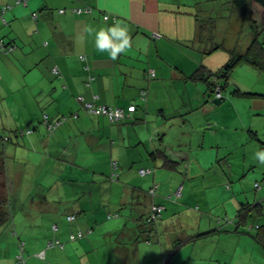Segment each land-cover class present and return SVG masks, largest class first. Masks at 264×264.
Segmentation results:
<instances>
[{"label": "crops", "instance_id": "1", "mask_svg": "<svg viewBox=\"0 0 264 264\" xmlns=\"http://www.w3.org/2000/svg\"><path fill=\"white\" fill-rule=\"evenodd\" d=\"M15 1L0 0V8L4 5H13V8L6 14V23H0V37L4 38L6 42H14L18 46L12 54H0V130L6 129L12 132L30 129L32 132L22 140L26 141L27 139L28 142L35 143L40 141L43 133L47 134L42 125L44 114H48L54 120L68 116L64 124L50 137L53 141L70 142L71 137H77L78 142L84 141L85 146L81 153L85 158L83 161L89 162L92 159L93 148H104V138L112 142L109 147L111 154L115 153L116 157L119 147L118 168L123 171L121 170L118 182L123 177L122 184L99 183L96 189L99 190L101 196L100 205L95 206L94 200L85 199L83 201L85 207L74 213L84 214L83 218L87 217V223L93 224L95 229H98L101 224L96 222L101 219L102 211L113 206L123 218H135L136 222L143 220L140 222L141 225L137 223L133 229L137 239L133 241L138 242V240L145 239L146 242L149 239L146 244H152V239H157L158 225L162 232L168 233L173 230L171 222L173 218L167 214L164 215L165 211L167 212L173 207L168 205L163 198V191L165 192L166 189L159 190L167 187L169 181L172 187L175 185L179 175L172 171H176L179 165L184 169L186 176L191 175L193 178L202 175L201 181L190 182L199 189L194 193L200 204H205L207 201L203 195L204 193L206 195V190L212 185H207L205 179L207 174H211L213 171L216 176L218 175L216 185L221 188L226 184V191L229 192V197L224 204L225 211H227L226 207L230 202L231 204L236 202L235 207L232 206V212L235 215L242 202L257 198V195L252 196L250 191L254 189L256 182L264 183V170L258 171L255 168L257 164L259 168L264 165L257 155L264 153V98L243 94L231 95L228 92L225 96V103L223 102L224 104L222 103L223 105L220 106L221 113L219 114L217 113L219 106L212 104L210 100L206 102L203 89L202 96L195 104V109H203V115L209 112L213 113L214 121L231 129L229 140H224L222 152L217 151L216 154H213L212 147H209L210 151L204 152L202 144L197 146L199 159H195L191 153L192 142H188L189 149L182 152L169 147L173 150L172 153H169L160 147L162 143L168 149V141L172 134L180 135L185 139L189 138L191 136L190 124L187 123V120L183 121V127L179 125L180 121L176 115L168 118L163 116V120L153 119L154 123L148 121L150 115L154 118L155 112L165 115V111L171 106L173 95L171 86L184 83L180 78H183L185 74H191L202 63L214 69V63L209 60L211 57L208 58L200 50L195 49L197 45L193 39L198 24L203 23L204 26L207 17L220 13L222 8L226 11L229 10V6L226 7L228 4L224 3L226 0H29L26 7L15 5ZM85 5L94 7L93 15H77L71 11L72 8ZM63 8L67 9L64 15L58 12ZM105 12L116 15L118 22L116 24L104 22L102 17ZM34 13H37L36 18L32 17ZM251 13L253 14L252 20L256 22L258 30L261 32L264 29L263 9L256 3H252ZM117 25L127 29L129 49L126 47L118 54L117 59L112 60L110 49L103 51L98 49L97 34L101 30L107 32L108 29ZM245 28L249 32V38L237 43L240 39L242 24L238 21L231 22L229 30L233 38L230 53L233 49L240 54L246 51L250 44V37H253V29L248 24ZM108 35L113 43H120L116 38H112L110 33ZM81 55L87 56L91 66V73L94 76L91 87L84 85L86 73L80 60ZM127 55L132 60L128 59ZM141 57L148 58V61L144 62L140 59ZM162 59L167 61V65H163ZM44 61L51 65H57L62 71V77L58 78L52 75L44 65ZM150 65L159 71L158 75L162 79L161 83L155 84V86L149 85L150 82L146 78L145 71ZM240 65L231 74L233 75L237 69L235 76L237 85L231 82L233 89L241 93L264 95V73L258 70L253 71L247 65L245 68L239 67ZM242 75L247 81L242 78ZM148 86L150 87L149 100L142 102L139 91L142 88H148ZM247 86L251 88H247ZM94 93L100 96V102L108 105L123 109H127L132 104L139 106L138 114L140 117L145 115V124L147 125L144 128V134L151 136L160 133L162 135L161 143L158 142L159 144L154 146L151 139L150 148L145 145L141 149L129 150L126 143L133 141L129 130L131 126H115L109 123L107 118L87 114L76 99L77 95L81 94L90 101ZM180 103L184 104V102ZM74 113L78 114L77 119L72 117ZM211 121V119H207L202 123ZM40 125L43 130L39 129ZM252 134L255 135V138L252 137ZM19 148L14 145L9 148L5 146L3 149H5L6 160L13 159L20 154ZM159 149L164 150L166 154L157 153L156 151ZM79 152L76 150V157L79 156ZM220 154H222L225 167H216L213 170L215 163L218 164L216 159ZM164 156L174 163L176 166L174 169L164 165ZM110 157L112 160V155ZM28 158L35 159V156L28 155ZM107 161L108 158H103L100 161L101 169L107 166ZM90 163L93 166L92 160ZM135 166L138 169L139 167L154 169V173L141 177ZM262 167L264 168V166ZM157 181L161 183V187ZM92 184H95L94 180ZM153 184L158 185V189L155 195L151 196L149 189ZM252 184L253 188L248 190ZM1 185L0 183V190H2ZM201 189L204 191L203 194ZM180 199L184 201L180 202L179 206L173 210L187 212L188 204L191 202L190 198L185 199V195H182ZM42 200L46 201V198L44 197ZM44 201H41V204H44ZM153 204H161L165 206V210L162 211L158 225H155V222L144 225ZM105 215L106 213L103 212L104 218ZM226 218L229 219V217ZM230 220L232 221V219ZM202 221L204 225L194 233L186 232L184 228L181 229L180 232L183 233L184 240L182 244H177L178 246H173L169 240V246L165 247L163 241L160 240L157 247L152 249L141 248L138 244L131 247L141 248V251L146 254L155 253L154 259L145 260V264L152 261L153 264H161L164 260H167V264H235L237 251L233 252L234 260L228 256V249L221 241L223 233L214 232V234H206V237L200 236L201 233H208L215 228L222 229L218 220L213 221L203 216ZM208 221L213 222V225L208 226ZM68 224L70 226H63V230H58L55 236L62 238L63 232L66 230L69 234L77 233V228L79 230L80 226L78 220L65 225ZM139 226H142L140 231L136 229ZM227 233V244H231L230 232ZM206 241H209L213 246V256L209 259L199 256L192 261V253L197 247H200V250L203 249L206 246L204 243ZM85 242L84 238L78 243L83 245ZM220 252H223L225 256L221 257ZM117 253L126 263L131 260V254H137V252L133 253L126 245L117 247ZM250 254L255 255L251 252ZM261 254L255 258L257 262L264 264L263 251ZM30 264L37 263L31 262ZM134 264H138L137 255Z\"/></svg>", "mask_w": 264, "mask_h": 264}, {"label": "rangeland", "instance_id": "2", "mask_svg": "<svg viewBox=\"0 0 264 264\" xmlns=\"http://www.w3.org/2000/svg\"><path fill=\"white\" fill-rule=\"evenodd\" d=\"M219 14L224 18L219 17ZM219 14H216L219 18L216 22L222 24L223 28H220L217 32L210 30L205 31L206 36L204 38L207 41L201 42L202 46L207 48L222 44L226 49L219 48L209 59L215 66L212 71H218L222 66L226 65V62L231 56L229 51L232 50L233 36L229 30L231 23L225 18L228 14L226 12ZM260 37L261 40L264 41V32L262 35L260 34ZM244 39L245 31H242L240 42H243ZM208 40H212V42H208ZM239 67L245 68L246 65L242 64ZM236 71L230 79L235 85H237L235 83ZM242 78L247 81L244 75H242ZM252 83L251 80V85ZM171 87L173 89V95L170 108L165 111V115L155 112L154 117L163 120V116L164 118H168L176 115L178 116L180 121L179 125L181 127H183V121L187 120V123L190 124L189 131L191 136L185 139L180 135L175 136L172 134L168 141V149H166L165 145L162 143L160 147L167 150L169 153L173 152L169 147L182 152L188 150V142H192L191 153L195 159H199L197 146L200 144H202V151L204 152L210 151L209 147H212L211 151L213 154H216L217 151L222 152L224 150V140L229 138L231 128H225L220 122L214 121L213 113L209 112L203 115V109H195V104L199 101L200 96H202L204 87L201 86V84L192 82H188V84L181 83ZM247 88L251 87L247 86ZM182 101H184V104L180 103ZM220 106L217 111L219 114L221 113ZM207 119H211L212 121L210 123H202V121ZM151 122L150 120V123ZM38 127L40 130H43L42 125ZM134 128L135 129H129L130 137L133 140L130 143H128V141L126 143L129 150L141 149L145 145L150 148L151 139L154 142V146L159 144L153 135L149 136V134L142 133L144 128H146L144 125H137ZM11 133V131L6 129L0 130V136L4 138L9 137ZM41 137L44 141L40 151L37 150L34 144H31L26 139V145L20 147L18 150L21 155L25 154L24 157L21 159L13 158L7 161V170L9 173L7 174L8 181H6V184L8 183L9 188L5 190V197L10 199V206L0 205V264H16L15 256L19 252V241H24L26 243L25 258L27 264L31 262L37 264H134L136 255L138 256V264L140 262L141 264H145V260L154 259L155 253L152 255L146 254L141 251V248H155L160 240L163 241L165 247L169 246V240H171L173 246L182 244L184 239L182 238L183 233L180 232L181 229L184 228L186 232H196L199 227L204 225L202 221L203 216L213 221L218 220L220 223L219 226L224 230L233 228V224H230V219L233 220L235 217L232 212V206L234 205L233 207H235L236 202L232 204L230 202L226 207L227 211H225L224 204L229 197V192L228 190L226 191V184L222 185L220 188L216 185L218 175L216 176L214 171L211 174H207L205 183L207 185H212V187L206 190V195L205 193L203 195L204 198L207 199L205 204H200L194 193V191L199 189L190 182L194 180L201 181L202 175L199 174L200 176L193 178L191 175L186 176L184 169L179 165L176 171H172L179 175L175 185L172 187L169 181L167 187L163 189L160 188L159 191L166 189L165 192L163 191V198H165L172 195L179 186L183 185V195H185V199L189 197L191 200L188 204L189 210L187 212L173 210L175 207L179 206L180 202L184 201L180 198L177 202L166 201L168 205H172L173 207V209L164 212L165 216L167 214L173 218L171 219L173 230L168 233L162 232L160 230L161 227L158 225L159 221L155 222L154 224L158 225L159 230L156 232L157 239H152V244H146L143 240H138V242L133 241L134 239L137 240L133 231L137 225L135 218L128 219L121 217L119 211L113 206H111L110 209L102 211V217L98 219V223L101 224V227L98 229H95L94 226L91 227L93 228L92 234L85 237L86 242L83 245L79 244L77 241H70L68 230L63 232L64 236L59 239L58 236H55L56 233L53 231L52 225L53 223H57L61 231L63 230L62 226L68 227L70 224L73 225V223L65 225V222H67L66 214L72 210V206L76 202L85 199H95V206L100 205L101 196L99 190L96 189L93 191L90 187L93 180L96 186L101 182L122 184L123 177H121L119 182L112 181L109 177L111 175L110 155H112V161H119L117 159L119 156V147L116 157L115 153L111 154V148L109 147L112 142L104 138V148H93L91 159L93 161V166H91V160H89V162L83 161L85 158H83L81 154L85 146L84 141L78 142L77 137H74V141L70 142L53 141L52 138L45 133H43ZM10 138L11 141H8L6 145H4V148L5 146L6 148L11 147L10 143L15 142L14 135H11ZM48 141H50L49 146H47ZM39 145L41 144L39 143ZM0 149L3 150L1 142ZM76 150L80 151L78 157L75 156ZM28 152H32L31 156H35V159L28 158ZM48 153H51L52 156H49ZM103 158H108V164L104 169H101L102 164L100 161ZM216 160H218V164L216 165L215 163L213 170L216 167H225L222 154H220L219 158ZM262 166L259 168L257 164L255 168L258 171H263L264 168ZM135 168L137 167L135 166ZM121 170L123 171V169ZM121 170L119 169L120 174ZM231 180L233 181L234 179ZM157 184L161 187L159 181H157ZM250 188H253V184L249 186L248 190H251ZM263 188L264 183H262V189ZM203 192L202 190V194ZM250 192L252 196L256 193L259 194L255 189ZM165 193L166 195H164ZM44 197L46 201L42 200ZM254 199L255 198L252 200ZM41 201H44V204H41ZM103 212L106 213L105 218L103 217ZM108 213L114 216L117 214L118 216L109 220L106 218ZM226 217H229V219ZM207 225L212 226L213 222L208 221ZM241 228L239 232L229 231V240L231 244H227V232H224L221 236L223 245L228 249V256H231L234 260L233 252L236 250L237 260L234 261L235 264H261L257 262L255 258V256L257 257L262 253L260 245L256 243L251 235L241 232H251L255 234V229H251L250 225ZM83 230L86 231L87 229ZM189 239L190 237L188 240ZM57 240L65 244L64 249L58 246L48 247L49 242H56ZM204 243L206 246L203 249L200 250V247H197L192 253V261L196 260L199 256L206 259L213 256V246L209 241ZM137 244L141 248L131 247ZM125 245L128 246L133 253L137 252V254H131V260L127 263L118 256L117 253V247ZM43 251L46 252L45 258H38L37 255ZM250 252L255 255L252 256ZM219 255H221V257L225 256L223 252H220ZM147 264H153V261Z\"/></svg>", "mask_w": 264, "mask_h": 264}, {"label": "trees", "instance_id": "3", "mask_svg": "<svg viewBox=\"0 0 264 264\" xmlns=\"http://www.w3.org/2000/svg\"><path fill=\"white\" fill-rule=\"evenodd\" d=\"M28 1L29 0H16L15 5H22V6H27L28 5ZM224 3H226V7L228 8L229 6V10H222L220 11V13L226 12L228 15L225 17L229 20V23L233 22V21H238L240 22V24H242V29L240 31V37H241V33L242 31H245V39L249 38V32L247 30L246 25L248 24V26H250L253 30V37H250V44L247 46V49L244 53H238L235 49H233V51H229V53L231 54V58L226 62L225 66H222L218 71H212L213 69L209 68L205 63H202L196 70H194L191 74L187 75L185 74L183 76V78H180L184 81V83L186 82L188 84V82H192L195 84H201V86H203L204 88V96H205V100L206 102H209V100L214 98V95L216 94L217 91L220 92V96L225 98V96L227 95V93L229 92V94L231 95H240L243 94L245 96H254V97H261L264 98V95L262 94H252V93H241L240 91H235L232 87V83H231V77H232V72L234 71V69L240 65V64H245L247 66H250V68L253 71H261L264 73V41L261 40L260 34L261 32H264V29L259 32L258 27L256 22H254L252 20V13H251V5L252 3H256L257 5H259L263 11H264V0H226ZM13 8V5H4L0 8V23L5 24L6 23V14L8 13V11H10ZM89 8V9H88ZM67 9H59L58 12L60 14H66ZM71 11H73L75 14L77 15H93L94 14V7L90 6V5H85L83 7H75L72 8ZM219 14V13H218ZM217 14V15H218ZM32 17L36 18L37 17V13L32 14ZM219 17L224 18L223 16ZM103 21L107 22L109 24H116L118 22V17L116 15L110 14L108 12L103 13ZM217 20H219V18L215 15H210L207 17L204 26L203 23L198 24V27L196 29V34H195V38L193 39V41H196L195 45H197V47L195 49H198L201 51V53L204 56H207L208 58H210L212 56L213 53H215L219 48H222L224 50L225 47L222 44H218L216 46H211L210 48H207L205 46H202L203 41H207L204 37L205 35V31H219L220 28L222 29L223 25L222 24H218V22H216ZM215 22V23H213ZM160 35V34H158ZM262 35V34H261ZM216 36V35H215ZM214 36V37H215ZM160 37V36H159ZM157 37V38H159ZM198 42V43H197ZM208 42H212V40H208ZM237 43H241L240 39L238 40ZM47 44V42H46ZM6 48V49H5ZM8 48V49H7ZM18 46L14 43V42H6L4 40V38L0 37V54L3 55H8V54H12L17 50ZM127 49H129V46L127 47ZM128 53V52H127ZM128 58V55L126 56ZM80 58H82L83 60L81 61L83 63V67L84 66H88L91 67L88 61L87 56L85 55H81ZM131 59L132 58H128ZM141 60L148 61V58H144L141 57ZM163 61V62H162ZM162 63H164L163 65H167V61L162 59L161 60ZM44 65L48 68V70L52 73V75L56 76V77H60V75H62V71L59 69V67L57 65H51L48 64L47 62H43ZM57 67L56 72L53 71L54 67ZM146 78L147 80L150 82L149 85L155 86V84L161 83V78L158 74L159 71L150 65V67L147 69L146 68ZM179 79V78H178ZM93 81H90V83L92 84ZM90 84V87H91ZM150 87L148 86V88H142L139 91V96H140V100L142 102H147L148 99V95L150 94L149 89ZM233 89V90H232ZM187 90V89H186ZM226 92V93H224ZM231 92V93H230ZM96 93H94L95 95ZM98 95V94H96ZM99 96V95H98ZM163 96V95H161ZM93 98V97H92ZM169 99V98H168ZM100 96H99V101L100 102ZM89 102H94V100H90ZM95 102V105H107L108 107H116L113 105H108L106 103L100 102L97 103ZM184 102V101H182ZM102 103V104H101ZM132 106H134L133 111H129L128 107L127 109H123L124 110V116L122 118H120V120L118 119L117 121H112L108 116H103V115H98V114H92L90 112L85 111L83 104H81L82 109L84 110V112H86L87 114L90 115H94L96 117H102V118H107V120L109 121V123H111L112 125L115 126H122V125H129L131 126V129H135L134 127H136L137 125H144V127H147V125L145 124V115L140 117L138 114L139 110V106L132 104ZM120 108V107H119ZM161 112V110H160ZM77 114V113H76ZM48 115V114H47ZM147 115V114H146ZM49 116V115H48ZM78 116V114H77ZM63 117H68V116H63ZM78 118V117H77ZM76 118V119H77ZM156 120L157 118H153L152 115H150L149 118V122L150 120L154 123V120ZM58 120H62V117L54 120L51 119L49 117L48 122L50 123L49 125L46 124L44 122V120H42V125L45 128V131L47 132V135L53 136L58 129L64 124V122L59 123L58 125H56L55 127H51V125H54L58 122ZM127 123V124H126ZM129 123V124H128ZM156 125H158V123H155ZM32 130L28 129H20L17 131H12L11 135L15 136V142H11V145H14L16 147H23L26 145V141L22 140L25 136H27L29 133H31ZM142 133H144L142 131ZM10 135V136H11ZM9 137H1L0 136V142L3 145H6V143L9 141H11V138ZM153 137L156 140H159L158 142L161 143L162 141V135L155 134L153 135ZM252 137L255 138V135L252 134ZM44 139H42V137L40 138V141H36L35 143H31L34 144L35 147L37 148V150L40 151V148L42 146ZM71 141H74V137H71ZM25 142V143H24ZM39 143L41 145H39ZM114 143V142H113ZM50 143H47V146H49ZM157 153H161V154H166V152H164V150L159 149L158 151H156ZM32 152H28V155H31ZM49 156H52L51 153H48ZM25 155V154H24ZM24 155L22 154H18L15 158L21 159L24 157ZM168 157V155H167ZM14 158V159H15ZM164 165L167 168H171L174 169V163H171L172 161H169V159L166 158V156H164ZM169 158V157H168ZM218 161V160H217ZM115 163V164H113ZM178 164V163H177ZM185 166V164H184ZM111 175L109 176L111 178L112 181H118L119 177H120V172H119V168H118V161H112L111 160ZM138 175L141 177H146L149 176L151 174L154 173V169L151 168H147V167H139L136 168ZM144 169L146 171H148L147 174L141 175L139 170ZM8 171H7V160H6V156H5V149L1 150L0 149V183L2 184V190H0V205L2 206H10V199H7V197H5V190L6 188H9L6 184V181H8ZM186 175V174H185ZM90 187L92 188L93 191L96 190L97 186L96 184H91ZM158 189V185L156 186V184H153V186L149 189V194L151 196H154L156 191ZM254 189L257 195L258 200H248L246 202H242L235 214L234 219L231 221L233 222V228L228 229V230H224V229H219L216 228V230H212L208 233H201L200 236L202 237H206L209 233L210 234H214V232L218 233H224V232H229V231H234V232H239L240 228L242 227H247L250 225L251 229H255V234H252L251 232H243L244 234H248L251 235L254 240L256 241V243H258L264 253V189H262V184H260V182H256ZM259 195V196H258ZM174 198V197H173ZM172 198V199H173ZM166 199V198H164ZM260 199V200H259ZM95 201V199H93ZM84 201V200H83ZM83 201L80 202H76L73 206H72V210H70L69 212H67L66 214V221L68 222H72L75 221L76 219L78 220L80 226H79V230H77V233H70L69 234V240L70 241H77L79 242V240L84 239L85 237H88L89 235L92 234V229L91 227H93L92 225H89L87 223V217L83 218L82 213L79 212L78 213H74L76 211H79L80 209L84 208L85 204L83 203ZM86 209V208H85ZM73 216V220H69V217ZM118 215L116 214L114 215H110L108 214L107 219H113L115 217H117ZM82 220V221H81ZM159 219H157L158 221ZM156 221V222H157ZM68 222H65L68 223ZM98 223V220L96 222ZM63 227V226H62ZM65 227V226H64ZM241 228V229H242ZM53 231L56 233L58 230L60 231V227L57 223L53 224L52 226ZM83 229H87L86 231H84ZM207 234V235H206ZM59 239H61L59 237ZM143 241L145 242V239H143ZM54 246H58L61 249L65 248V244L62 243L61 241L57 240L56 242L52 241L48 243V247H54ZM25 247L26 244L24 241H19L18 242V250L19 252L16 254L15 256V260H16V264H27L26 258H25ZM43 255V259L46 256V252L43 251L41 253H39L37 255L38 258H41ZM167 264V260H164L163 262H161V264Z\"/></svg>", "mask_w": 264, "mask_h": 264}, {"label": "clouds", "instance_id": "4", "mask_svg": "<svg viewBox=\"0 0 264 264\" xmlns=\"http://www.w3.org/2000/svg\"><path fill=\"white\" fill-rule=\"evenodd\" d=\"M108 33L111 34V37H112V38H116L117 40H119L120 43H118V44L113 43L112 40L110 39ZM97 36H98V39H97V47H98V49L101 50V51L106 50V49H110V55H111V59H112V60L117 59L118 54H119L120 52H122L126 47L129 46V37L127 36V29H126V28H121V27H119V25H117V26H115V27H113V28H111V29H108L107 32H105L104 30H101V31L97 34ZM80 60L82 61L83 59L80 58ZM83 69H84V71H85V73H86V82H85V85H86V87H90V84H91V83H90V82L88 83V81H89V76L93 78L91 81L94 80V76H93L92 73H91V67H88V70H86V69H85V66H84ZM60 77H62V76H60ZM88 84H89V85H88ZM79 95H81V94H79ZM79 95H77V97H78ZM81 96H83V95H81ZM93 96H94V94L92 95V97H93ZM77 97H76V99H77ZM215 97H221L219 91L216 92V94L214 95V98H215ZM83 98H84V101H85V102H89V100H86V98H85L84 96H83ZM92 100H94V98H92ZM77 101H78V100H77ZM97 101H99V99L96 100V101L94 100L93 103H95V102H97ZM224 101H225V100H224ZM78 102H79V101H78ZM79 103H80V104H83V103H81V102H79ZM211 103H212V100H211ZM101 104H102V103H101ZM131 106H132V105H131ZM75 114H76V113H74V114L72 115V117H73L74 119H76V118L78 117V116H77V117L75 118V117H74ZM44 116H47L48 119H49V116H48L47 114H44L42 120H44ZM63 118H64V119H63ZM62 119H63V122H65V121L68 119V117H62ZM257 155H258V159L260 160V162H261V163H264V153H258ZM156 186H157V185H156ZM182 186H183V185H182ZM179 187H180V186H179ZM179 187H178V188H179ZM183 189H184V187H183ZM183 189H182V195H183ZM175 192H176V190H175ZM175 192H174V193H175ZM174 193H173L172 195L168 196V197H170L169 199H168L167 197H165V198H166L165 200H166V201L176 202L179 198L182 197V195H181V196L178 197V198H173V197H174ZM172 198H173V199H172ZM154 206H162L163 209L159 212V215H158L156 218L153 219L152 216H153V207H154ZM163 210H165V206H163V205H161V204H153V205L151 206V209H150V212H149L147 218L145 219V224H144V225H146L147 223L149 224V223L156 222L157 219H160ZM142 221H143V220H139L137 223H138L139 225H141L140 222H142ZM142 226H143V225H142ZM142 226H139V227H137L136 229L140 231V229H141ZM146 242H149V239H147ZM146 242H145V243H146ZM147 244H148V243H147ZM164 264H165V263H164Z\"/></svg>", "mask_w": 264, "mask_h": 264}, {"label": "built area", "instance_id": "5", "mask_svg": "<svg viewBox=\"0 0 264 264\" xmlns=\"http://www.w3.org/2000/svg\"><path fill=\"white\" fill-rule=\"evenodd\" d=\"M89 9V8H88ZM6 49V48H5ZM8 49V48H7ZM85 69L88 70V66H85ZM59 70V69H58ZM57 70V67L55 66L53 68V71L56 72L58 71ZM62 76V75H60ZM93 78L89 76V81L88 83L92 80ZM89 85V84H88ZM94 100H98L99 99V96L98 95H94L93 96ZM77 100L81 103H83V107L85 109V111L87 112H90V113H94V114H98V115H103V116H108L112 121H117L118 119L120 120V118H122L124 116V110L122 108H119V107H108L107 105H98L96 106L95 103L93 102H85L84 101V98L83 96L79 95L77 97ZM134 109V106H130L128 108L129 111H133ZM74 117L76 118L77 117V114L74 115ZM64 119V118H63ZM63 119L62 120H58V122L54 125H51V127H55L56 125H58L59 123H62L63 122ZM44 122L46 124H50L48 122V117L47 116H44ZM115 164V163H113ZM140 174L141 175H144V174H147L148 171L144 170V169H141L139 170ZM182 189H183V186L181 185L177 190L176 192L174 193V198H178L182 195ZM168 199L170 197H167ZM163 209L162 206H154L153 207V216L152 218H156L158 215H159V212ZM73 216H70L69 217V220H73ZM42 258H43V255H42Z\"/></svg>", "mask_w": 264, "mask_h": 264}, {"label": "water", "instance_id": "6", "mask_svg": "<svg viewBox=\"0 0 264 264\" xmlns=\"http://www.w3.org/2000/svg\"><path fill=\"white\" fill-rule=\"evenodd\" d=\"M225 98L223 97H215L212 99V104L216 106H220L224 102Z\"/></svg>", "mask_w": 264, "mask_h": 264}]
</instances>
